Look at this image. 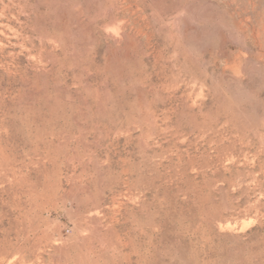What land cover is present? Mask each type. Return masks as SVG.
<instances>
[{
	"label": "rangeland",
	"instance_id": "1",
	"mask_svg": "<svg viewBox=\"0 0 264 264\" xmlns=\"http://www.w3.org/2000/svg\"><path fill=\"white\" fill-rule=\"evenodd\" d=\"M0 264H264V0H0Z\"/></svg>",
	"mask_w": 264,
	"mask_h": 264
}]
</instances>
